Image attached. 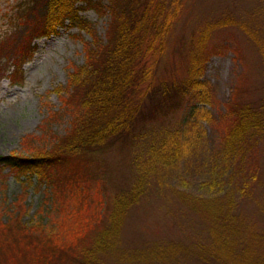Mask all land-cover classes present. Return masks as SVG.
<instances>
[{
	"label": "trees",
	"instance_id": "16d2710c",
	"mask_svg": "<svg viewBox=\"0 0 264 264\" xmlns=\"http://www.w3.org/2000/svg\"><path fill=\"white\" fill-rule=\"evenodd\" d=\"M146 4L135 0L125 9L130 5L122 0H18L14 5L19 24L0 38V74L10 61L13 68L5 75L11 81L21 76L20 66L33 51L34 35H49L67 25L88 30L90 38L83 42L82 63L71 64L62 86L66 93H58L61 106L72 108L63 133L53 134L48 147L27 141L29 153L0 154V182L6 172L24 188L44 182L52 197L50 205L47 200L42 202L37 220L31 216L24 219L18 213L19 201L5 206L6 214L0 215V264H103L105 258L114 256L116 247L122 249L118 237L130 208L146 214L152 207L148 197L159 195L155 171L182 161L198 144L205 130L200 119H210L204 106L211 97L210 84L195 76L202 63L196 66L193 62L182 80L154 81L145 52L163 50L177 5L172 6V1L162 14L163 3L150 8ZM263 4H255L251 13L263 15ZM81 7L108 12L104 37L95 34L81 15ZM228 18L216 22L220 25ZM230 20L241 27L264 63V36L258 25H253L255 21L250 25ZM226 46L242 58L238 44L227 42ZM243 76L214 120L219 126L218 147L225 173H211L208 180L201 181L202 186L213 189L216 181L225 177L227 190L193 194L174 189L179 203L169 204L166 213L170 223L181 224L177 237L155 238L150 243L142 238V255L133 250L131 255L119 253L115 258H135L139 264H187L189 259L199 264H264V199L256 193V183H262L264 176V159L260 162L264 76L261 94L241 99ZM142 82L144 89L136 97ZM54 90L59 92L60 86ZM179 107L182 124L171 129L153 127L151 123L174 116ZM109 150L121 160L114 169L123 171L121 167L127 165L129 175L123 171L117 180H107L106 169L99 170V166L109 160ZM112 156L116 159V154ZM236 171L243 175L241 181H233ZM255 211L261 216L259 227L249 214Z\"/></svg>",
	"mask_w": 264,
	"mask_h": 264
},
{
	"label": "rangeland",
	"instance_id": "374dc122",
	"mask_svg": "<svg viewBox=\"0 0 264 264\" xmlns=\"http://www.w3.org/2000/svg\"><path fill=\"white\" fill-rule=\"evenodd\" d=\"M17 1L0 0V38L19 24L14 17V5ZM101 1L106 2V0ZM263 1L144 0L148 3L146 4L148 8L155 3H163L162 14L171 4L172 6L177 5L171 27L164 38L163 50L159 53L151 52V50L145 52L147 61L145 63L152 67L154 81L182 80L189 75L188 67L192 62L196 66L202 63L201 69L195 72V76L210 84L211 97L209 102L204 103L209 110L210 119H200L201 126L205 130L201 133L198 144L188 151L185 159L170 167H159L155 171L154 181L159 195L148 197L152 207L147 210L146 214L141 213L138 208H130L125 225L118 237V245L122 249L116 247L113 252L114 256L119 253L131 255L134 252L142 255L141 250L144 248L142 238L150 243L155 238L165 241L177 237L181 224L170 223L168 213H166L167 206H171L169 204L173 203L176 206L179 203L174 189L193 194L227 190L229 181L225 177L216 181L213 189L201 185V181L208 180L207 177L211 173L216 176L224 174L226 170V166H223L221 148L218 147L219 126H215L214 120L223 108L224 102L230 98L233 86L237 84L240 75L244 74L240 87H245L241 99L258 97L262 92L261 85L264 76L262 67L264 63L260 61L257 48L251 47L252 43L248 44L241 32V27L236 26L230 18L250 25L252 21H255L253 25H258L259 31L264 36V14L256 17L251 13L255 4L262 6ZM125 2L130 5L124 7L128 9L134 5L135 0L133 3L122 0V4ZM78 4L82 2L79 1ZM80 13L90 22V27L95 30V34L104 37L108 12H99L93 7H81ZM225 17H230L226 20L230 22L225 21L218 25L216 21L224 20ZM87 31H78L75 26L64 25L58 27L55 33L34 35L31 40L33 51L22 62L21 76L17 75L16 81H11L5 75L13 68L10 61L6 64L5 70L0 74V154H7L11 151L18 154L29 153L27 141H30L32 146L48 147L53 134H61L66 129L72 108L61 106L59 94L66 93L62 86L66 83L71 64H80L83 61V42L90 38L88 34L90 32ZM227 42L231 43V46L233 43L240 46L238 49L242 58L237 57L230 48H227ZM219 45L220 51H217ZM57 85L60 86L59 92L54 90ZM141 85L135 93L136 97L144 89L145 83L142 82ZM147 99L146 96L144 100ZM56 109L57 114L50 113ZM181 112L182 107H179L174 116L167 115L162 121L151 124L155 129L162 125L170 129L177 127L183 122ZM260 149V155L263 157L260 159L262 163L264 137L260 139ZM112 154H116V159ZM244 158L247 161L248 155L245 154ZM108 159L104 166H99V170L106 169L108 181L117 180L123 171L127 175L130 174L127 165L121 167L123 171L114 169L121 162L116 152L109 150ZM108 162L115 165L110 166ZM241 172L243 173L242 170ZM260 172L262 173V168ZM1 173H5V168ZM242 176L236 171L232 179L238 182L243 179ZM2 179L3 182H0V215L6 214L5 206L15 200L19 201L18 213H21L24 219L31 216L32 219L37 220L42 212H38L41 210L40 206H44L42 202L47 200V206L52 203V197L47 195L51 189L48 188L46 192L44 182L39 187L29 185L24 188L10 173L6 172L2 175ZM261 180L262 183L260 181L256 183V193L258 192L259 197L264 199V176H261ZM247 207L249 205L245 209ZM35 214L36 216H33ZM249 214L254 221H257V226H261V219H259L261 216L258 212ZM114 256L105 258L103 264H139V260L135 258L130 261ZM197 262L189 259L187 264H199Z\"/></svg>",
	"mask_w": 264,
	"mask_h": 264
}]
</instances>
